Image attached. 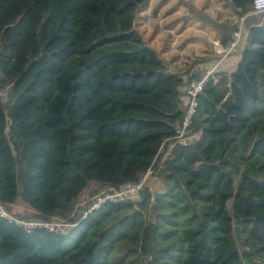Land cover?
Returning a JSON list of instances; mask_svg holds the SVG:
<instances>
[{
  "label": "trees",
  "instance_id": "16d2710c",
  "mask_svg": "<svg viewBox=\"0 0 264 264\" xmlns=\"http://www.w3.org/2000/svg\"><path fill=\"white\" fill-rule=\"evenodd\" d=\"M147 2L0 1V202L73 224L26 231L0 218V264H264V12L244 19L236 67L208 75L182 145L180 87L212 57L169 70L136 27ZM211 24L231 40L229 19ZM148 170L137 196L82 216Z\"/></svg>",
  "mask_w": 264,
  "mask_h": 264
},
{
  "label": "rangeland",
  "instance_id": "374dc122",
  "mask_svg": "<svg viewBox=\"0 0 264 264\" xmlns=\"http://www.w3.org/2000/svg\"><path fill=\"white\" fill-rule=\"evenodd\" d=\"M227 2L228 0H148L147 5L137 14L136 27L144 38H150L149 42L152 39V42L160 55L169 60L173 58V54H175L174 52H180L178 51L180 49L177 46H179L181 40L185 39L187 36L184 33L179 34L178 31H176V26L179 27V24L183 23V18H185V16L202 17L204 19L202 20L203 22L200 23V21L197 20L196 24H201L203 28L198 26L197 28L196 24L193 25V23L190 26L198 30L202 36L203 42L201 43V41L197 40L196 42H198L199 45H193L191 51L187 48L182 50L184 55L177 60V62H179L178 64L182 67L184 62L189 64L194 58L210 55L211 50L207 46V43H205V40L209 42L212 41L215 28L211 22L215 20L221 21L229 19L230 17L237 15ZM171 9L173 11L169 13L168 11ZM175 13L178 16L177 18L181 17V19H178L176 26L169 28L166 23L168 22L169 16ZM189 31L191 32L190 29ZM168 34H170L169 37L167 36ZM165 41H167L166 47L164 43ZM172 61H174V59H172ZM158 182L159 181L157 180L155 181V183ZM153 183V179H150V184ZM93 186L95 187L96 185L91 184V187ZM155 188H158L157 185ZM105 189L106 188L103 187L100 191H105ZM89 190V188H86L79 195L78 202L81 206L85 204L86 200L90 199L88 193ZM227 209H231L230 202L227 204Z\"/></svg>",
  "mask_w": 264,
  "mask_h": 264
},
{
  "label": "built area",
  "instance_id": "2783aa9c",
  "mask_svg": "<svg viewBox=\"0 0 264 264\" xmlns=\"http://www.w3.org/2000/svg\"><path fill=\"white\" fill-rule=\"evenodd\" d=\"M264 12V0H252V10L243 15H234L229 18L230 22L236 26L233 32V37L226 44H221L217 41L214 46V58L215 63L212 67L207 68L202 78L199 80H193L189 82L185 88L186 94V109L182 118L181 123L175 130L174 140L175 142L186 145L189 143V124L191 122V117L195 112L196 108V95L202 89L204 82L207 80L208 75L212 74L219 62L226 58L228 55L240 52L244 44V19L251 14ZM150 173L148 170L137 182L127 181L123 183L119 189L115 191H105L103 194L95 197L90 206L83 211L82 216H84L88 211L98 208L105 201H117L123 198L135 197L137 196L139 190L145 183L147 175ZM0 218L6 220L7 222L21 226L26 231H31L33 228H45L53 232H65L69 226L73 224L64 223L55 220H41V219H27L25 217L16 216L11 213L4 204L0 202Z\"/></svg>",
  "mask_w": 264,
  "mask_h": 264
},
{
  "label": "crops",
  "instance_id": "0c3cea01",
  "mask_svg": "<svg viewBox=\"0 0 264 264\" xmlns=\"http://www.w3.org/2000/svg\"><path fill=\"white\" fill-rule=\"evenodd\" d=\"M171 11H173L172 9L171 10H169L168 12L170 13ZM178 16H177V14L175 13V14H172L171 16H169V18H168V22L166 23V25L167 26H169V28H172V27H174V26H176V23H178V19H181V17L180 18H177ZM194 18H196V19H194ZM202 17H200V16H197V17H191V16H185V18H183L184 20H183V23L182 24H179L180 26L178 27V26H176V31H178V33L180 34H182V33H184L185 35H187L186 36V38L185 39H182L181 40V42H180V45L179 46H177L180 50H178V51H180V52H174L175 54H173L174 56H173V58L172 59H174V61H172V59H169V60H167L166 58H164L163 56H161L160 55V53H159V51L156 49V47L154 46V44H153V42H152V39H151V41L149 42V40H150V38H144L143 37V39L145 40V42L149 45V46H151V47H153L154 49H156V51L158 52V54L165 60V62L167 63V66H168V69L169 70H171V71H177V72H184L185 70H186V68L189 66V64L191 63V61H190V63L189 64H186L185 62L182 64V67L180 66V64H178L179 62H177V60L180 58V57H182L183 55H184V52L182 51V50H184V49H189L190 51H191V49H193V45H199V43L198 42H196L197 40H199V41H201V43L203 42L202 41V36H201V34L198 32V30H196V28H193L192 26H190V25H192V23H193V25H195L196 24V22H197V20L198 21H200V23H202L203 21H202V19H201ZM202 27L201 26V24H196V27ZM197 27V28H198ZM203 28V27H202ZM189 29L191 30V32L189 31ZM187 30H188V32H187ZM190 32V33H189ZM141 33V32H140ZM142 35V34H141ZM169 35L170 34H168L167 36L169 37ZM167 40V39H166ZM207 40H205V43H207V46L209 47V49L211 50V59L209 60V61H206V62H204V63H201V67H203L204 69H205V71H206V69L207 68H210V67H212L213 65H214V63H215V54H214V49H213V46H214V44L217 42V41H219V33H217L216 32V30L214 29V31H213V36H212V41L211 42H209V41H207ZM220 42V41H219ZM165 43V47L167 46V41H165L164 42ZM240 60V52H235V53H232V54H230V55H228L226 58H224L223 60H221L220 62H219V65L218 66H216V68L214 69V71L213 72H219V71H226V72H230V71H232L235 67H236V65H237V63H238V61ZM196 68V65H194L193 67H192V69H191V71L193 70V69H195ZM191 71H190V73L189 74H191ZM180 90H181V92H183L184 91V86H182V87H180ZM181 100H182V102H183V104L186 102V99H185V96H184V94L182 93L181 94ZM228 202H230V205H231V207H232V201L231 200H229ZM228 202H227V204H228ZM229 210V209H228ZM231 210V209H230Z\"/></svg>",
  "mask_w": 264,
  "mask_h": 264
},
{
  "label": "water",
  "instance_id": "95a60500",
  "mask_svg": "<svg viewBox=\"0 0 264 264\" xmlns=\"http://www.w3.org/2000/svg\"><path fill=\"white\" fill-rule=\"evenodd\" d=\"M157 181H159V180H157ZM18 192H21L22 191V187L19 185L18 186ZM155 192H159V189L158 188H155ZM154 194L152 195V201H151V204H153L154 203Z\"/></svg>",
  "mask_w": 264,
  "mask_h": 264
}]
</instances>
